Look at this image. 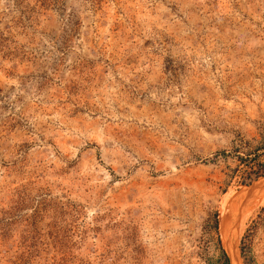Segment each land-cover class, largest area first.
<instances>
[{"label": "rangeland", "instance_id": "obj_1", "mask_svg": "<svg viewBox=\"0 0 264 264\" xmlns=\"http://www.w3.org/2000/svg\"><path fill=\"white\" fill-rule=\"evenodd\" d=\"M263 150L264 0H0V264H264Z\"/></svg>", "mask_w": 264, "mask_h": 264}, {"label": "trees", "instance_id": "obj_2", "mask_svg": "<svg viewBox=\"0 0 264 264\" xmlns=\"http://www.w3.org/2000/svg\"><path fill=\"white\" fill-rule=\"evenodd\" d=\"M244 146H245V144L243 146L241 144V145L235 147L234 152L238 153L239 150ZM250 155L251 154H245L244 156H240V154H237L236 159L243 167H246V169H244V172H243L244 178L247 177V179H249L252 175H254V179H257L260 177V175L255 174L256 171H260L261 173H264V158H263L262 162H257V158H259V155L256 153H253L252 157ZM250 162H252V164ZM212 227H213L214 231H217L218 223L216 220L213 222ZM222 254L224 256L225 263L229 264V260H228L227 256L224 254L223 250H222Z\"/></svg>", "mask_w": 264, "mask_h": 264}, {"label": "bare ground", "instance_id": "obj_3", "mask_svg": "<svg viewBox=\"0 0 264 264\" xmlns=\"http://www.w3.org/2000/svg\"><path fill=\"white\" fill-rule=\"evenodd\" d=\"M262 181H263V180H262ZM259 182H260V181H259ZM260 184H261V183H260ZM263 185H264V184H263ZM263 185H262V186H263ZM254 186H255V185H254ZM254 186H253V187H254ZM253 187H251V188H253ZM258 187H259V186H258ZM254 188H255V187H254ZM254 188H253V190H254ZM260 188H261V187H259V189H260ZM248 189H250V188H248ZM248 189H247V190H248ZM261 189H263V188H261ZM251 190H252V189H250V192H251ZM253 190H252V195L254 194V193H253ZM255 190H256V189H255ZM248 191H249V190H248ZM248 191H247L246 194H248ZM257 191H258V190H257ZM260 191H261V190H260ZM250 192H249V193H250ZM255 192H256V191H255ZM258 192H259V191H258ZM243 194H244V193H243ZM243 194H242V195H243ZM256 194H257V192H256ZM263 194H264V193H263ZM236 196H237V195H236ZM248 196H250V195H248ZM248 196H246V197H248ZM253 196H254V195H253ZM262 196H263V195H262ZM250 197H251V196H250ZM258 198H259V197H258ZM258 198H257V199H258ZM257 199H256V200H257ZM259 199L261 200V198H259ZM262 199H263V198H262ZM263 200H264V199H263ZM263 200H262V201H263ZM260 202H261V201H260ZM261 203H262V202H261ZM222 206H223V203H222ZM222 206H221V208H222ZM223 207H224V206H223ZM221 208H220V210H221ZM222 209H223V208H222ZM221 211H222V210H221ZM222 218H223V217H222ZM234 226H235V225H234ZM234 226H233V227H234ZM237 227H238V226H237ZM234 229H236V227H235ZM221 230H222V229H221ZM224 232H225V231H224ZM232 232H233V230H232ZM232 232H231V234H234V233H232ZM229 234H230V233H229ZM236 234H237V233H236ZM226 235H227V234H226ZM232 236H233V235H232ZM236 236H238V235H236ZM230 237H231V235H230ZM228 238H229V237H228ZM226 239H227V237H226ZM229 240H230V239H229ZM229 240H228V241H229ZM233 240H234V239H233ZM221 241H222V240H221ZM236 241H237V239H236ZM225 242H226V241H225ZM236 243H237V242H236ZM230 244H231V243H230ZM230 244H229V245H230ZM232 245H234V247H235V246L238 245V243H237L236 245H235V244H232ZM224 246H225V245H224ZM230 246H231V245H230ZM225 247H226V246H225ZM234 247H233V248H234ZM227 248H228V247H227ZM227 248H226V250H227ZM233 248H232V250H233ZM229 250H230V249H229ZM229 250H228V251H229ZM232 250H230V251H232ZM233 251L236 252V250H233ZM237 251H238V250H237ZM226 252H227V251H226ZM237 254H238V253H237ZM237 254H236V255H237ZM231 256L233 257V254H231ZM237 256H238V255H237ZM236 260H237V259H236Z\"/></svg>", "mask_w": 264, "mask_h": 264}]
</instances>
